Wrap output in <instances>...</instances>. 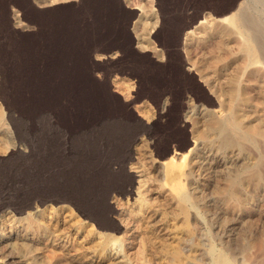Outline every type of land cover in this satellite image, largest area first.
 Listing matches in <instances>:
<instances>
[{"label": "rangeland", "instance_id": "obj_1", "mask_svg": "<svg viewBox=\"0 0 264 264\" xmlns=\"http://www.w3.org/2000/svg\"><path fill=\"white\" fill-rule=\"evenodd\" d=\"M38 1L0 0V264H264V0ZM125 177L120 232L70 203Z\"/></svg>", "mask_w": 264, "mask_h": 264}, {"label": "bare ground", "instance_id": "obj_2", "mask_svg": "<svg viewBox=\"0 0 264 264\" xmlns=\"http://www.w3.org/2000/svg\"><path fill=\"white\" fill-rule=\"evenodd\" d=\"M41 4V2H40ZM157 19V18H156ZM226 19V17H225ZM225 21V20H224ZM149 22V21H148ZM234 25L240 30V32L243 35V38L245 40L244 46L243 48V53L245 55H247V57L253 62L254 60L257 61L256 59V54L254 51V45L257 48L258 52H261V50L264 52V42L261 39V34H259V30L257 27V24L254 20H247L246 18H244L242 16V14L237 13V16L233 19ZM157 21L153 23V25L151 26L152 28H156L157 26ZM155 30V29H154ZM157 30V29H156ZM264 39V38H263ZM260 40V41H259ZM263 42V45H260L261 43L259 42ZM261 53H260V57H261ZM259 56V54H258ZM259 59V58H258ZM261 63L264 65V57H262V61L259 60ZM259 67V66H258ZM232 72V71H231ZM203 78V77H202ZM224 78V77H223ZM216 80V79H215ZM213 82V81H212ZM208 83V82H207ZM215 83V82H214ZM218 83V80H217ZM209 87L211 88V86L209 85ZM10 112V111H9ZM255 114V113H254ZM253 114V115H254ZM237 122V121H235ZM238 126L236 125V123L231 121V118H227L224 121H221L219 123V131L220 132H225L229 129H236ZM15 130H17L15 128ZM195 139V138H193ZM197 139H195L194 142H196ZM18 148V147H16ZM190 148V147H189ZM184 149V148H183ZM191 149H188L186 152L179 154V153H174L171 154L167 160L162 162L163 165V173H164V177L165 179H173L175 178L176 174L178 173V169L180 166H182V164H184L185 161H187V159L189 158V155L191 154ZM18 150V149H17ZM16 150V152H17ZM196 152V151H195ZM194 153V152H193ZM12 154V153H11ZM17 154V153H16ZM206 154V153H205ZM15 155V154H14ZM19 155V153H18ZM164 155V154H163ZM200 155V154H199ZM12 156V155H11ZM205 157V156H204ZM204 157H202V160L200 162H198L199 164V168L202 167V161L204 160ZM12 158V157H11ZM201 158V157H200ZM206 159V158H205ZM4 160V159H3ZM192 160V159H191ZM195 163V162H194ZM122 167V166H121ZM121 167H118V170L120 171ZM118 171V172H119ZM117 172V174H118ZM116 174V173H115ZM116 174V175H117ZM114 175V174H113ZM119 175V174H118ZM117 175V176H118ZM123 176V175H122ZM113 177V176H112ZM115 177V176H114ZM113 177V179H114ZM120 177V176H119ZM129 177V176H128ZM125 177L123 178V182L118 183L116 182V180L113 181V183L110 185V187H106L104 190V194L102 195V208H101V215L103 214L104 217L106 218L105 220L102 219L101 217H97L96 215L93 216L90 214H85V212H83V207L81 206V204L76 200H72L70 201V203L75 207V209L77 210V212L84 218H87V220L92 221V223L96 226V228L100 231V229H104L106 228V230L108 229V231H113V232H118L120 230V226H121V222H123V220L126 219V217H124V215L122 213H120L119 211H117V209H115L114 207H112L110 205V203L108 202V200L110 198H114L117 202L124 197L125 195L128 196L131 194L130 191V186L132 181L128 178ZM179 177V175H178ZM120 179V178H119ZM177 179V178H175ZM121 180V181H122ZM180 199L182 201H187L188 197L185 195H181ZM63 201V200H62ZM121 201V200H120ZM46 202H48V199L46 200L44 199H38V203L39 205H46ZM33 203V202H32ZM57 203V202H56ZM37 204V203H36ZM34 205V204H33ZM26 206H30V203H27ZM24 207V206H23ZM33 207V206H32ZM37 207V206H36ZM42 207V206H41ZM27 208V207H26ZM25 209V208H24ZM124 210V209H123ZM21 211V209H20ZM123 212V211H122ZM116 216V217H115ZM127 216V215H126ZM108 221L109 224L107 223V225H104L105 221ZM124 223V222H123ZM126 223V222H125ZM128 223V222H127ZM90 224V223H89ZM91 224V225H93ZM126 227V226H125ZM131 227V226H130ZM122 229V228H121ZM125 230V229H124ZM102 231V230H101ZM126 231V230H125ZM120 232V231H119ZM124 234V233H123ZM126 234V233H125ZM131 234V233H130ZM103 235V234H102ZM104 236L109 237L110 239L115 240V238L110 235V234H104ZM125 236V235H124ZM131 236V235H130ZM128 238V237H127ZM126 238V239H127ZM129 241V240H128ZM128 244V243H127ZM112 247V245L110 246ZM111 249V248H110ZM110 252V251H109ZM119 254V253H118ZM222 257V256H221ZM204 259L207 260V252L205 254V256L203 257ZM138 260V259H137ZM217 261V260H216ZM219 264H228V262L226 260L222 258H219ZM120 262V261H119ZM206 262V261H205ZM114 264V263H113ZM182 264V263H181Z\"/></svg>", "mask_w": 264, "mask_h": 264}, {"label": "water", "instance_id": "obj_3", "mask_svg": "<svg viewBox=\"0 0 264 264\" xmlns=\"http://www.w3.org/2000/svg\"><path fill=\"white\" fill-rule=\"evenodd\" d=\"M113 54H114V53H113ZM98 55H102V54H101V53H98ZM104 55H105V56H108L109 54H104ZM116 75H119V73L111 75V76H110V79H113V77L116 76Z\"/></svg>", "mask_w": 264, "mask_h": 264}, {"label": "crops", "instance_id": "obj_4", "mask_svg": "<svg viewBox=\"0 0 264 264\" xmlns=\"http://www.w3.org/2000/svg\"><path fill=\"white\" fill-rule=\"evenodd\" d=\"M38 2H40V1H38V0H37V2H36V3L38 4ZM125 33H127V27H126V32H125Z\"/></svg>", "mask_w": 264, "mask_h": 264}]
</instances>
